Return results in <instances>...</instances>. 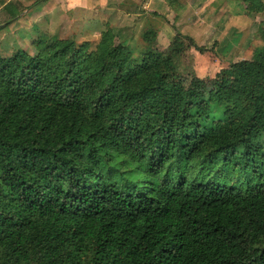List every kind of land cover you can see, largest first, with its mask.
<instances>
[{"label": "trees", "instance_id": "1", "mask_svg": "<svg viewBox=\"0 0 264 264\" xmlns=\"http://www.w3.org/2000/svg\"><path fill=\"white\" fill-rule=\"evenodd\" d=\"M155 38L0 54V264H264V44L186 85Z\"/></svg>", "mask_w": 264, "mask_h": 264}, {"label": "rangeland", "instance_id": "2", "mask_svg": "<svg viewBox=\"0 0 264 264\" xmlns=\"http://www.w3.org/2000/svg\"><path fill=\"white\" fill-rule=\"evenodd\" d=\"M172 1L178 10L164 15L147 11L144 0L135 7L118 9L115 4L101 14L81 15L67 12L62 2L0 0V8L7 5L0 11V54H32V44L39 35L74 39L78 44L88 42L94 48L102 33L112 29L116 43L127 45L137 57L143 46L142 35L153 30L159 58L171 61L170 77L187 85L193 77L212 79L231 63L251 59L255 48L264 44V12L252 18L253 22L240 23L239 28L229 30L235 20L229 18L227 22L217 15L219 5L227 3L225 0ZM237 2L238 8L231 7L245 13L244 4ZM14 15L19 17L4 24Z\"/></svg>", "mask_w": 264, "mask_h": 264}, {"label": "crops", "instance_id": "3", "mask_svg": "<svg viewBox=\"0 0 264 264\" xmlns=\"http://www.w3.org/2000/svg\"><path fill=\"white\" fill-rule=\"evenodd\" d=\"M49 1L53 3L62 2V6L67 12L70 11L75 14H81V15H95V14H101L102 10H107V9L109 10L110 7L114 6L115 4H117L118 9L127 8L129 6L135 7L136 5L140 4V1L143 0H49ZM122 2L124 4H122ZM144 2L145 4L143 5V8L144 6H146L145 8L147 9V11L156 12L162 15L168 14L171 11V9L166 4L165 0H144ZM225 2L227 3L224 5H219L221 7L219 8L217 15L220 14L219 18L223 16V20L227 22L229 18L231 20H235L234 27H229V30H232L230 28H239L238 25L240 23L247 24L250 20L251 22H253V20L247 17L245 13L235 12L236 8H238L237 0H225ZM232 5L237 7L236 8L231 7ZM6 6L7 5L1 6L0 11L4 10Z\"/></svg>", "mask_w": 264, "mask_h": 264}]
</instances>
